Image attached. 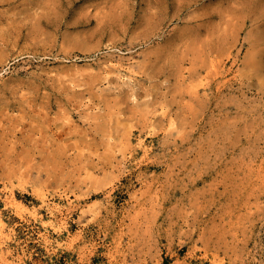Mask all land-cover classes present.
Instances as JSON below:
<instances>
[{"label": "rangeland", "instance_id": "1", "mask_svg": "<svg viewBox=\"0 0 264 264\" xmlns=\"http://www.w3.org/2000/svg\"><path fill=\"white\" fill-rule=\"evenodd\" d=\"M0 218V264H264V0H0Z\"/></svg>", "mask_w": 264, "mask_h": 264}, {"label": "bare ground", "instance_id": "2", "mask_svg": "<svg viewBox=\"0 0 264 264\" xmlns=\"http://www.w3.org/2000/svg\"><path fill=\"white\" fill-rule=\"evenodd\" d=\"M13 199V198H12ZM41 203L42 204H47V200L45 198V195H41ZM5 230H4V222L3 220L0 218V258L7 260V257L5 256L4 252L1 251V240L3 237H5ZM7 254V253H6ZM1 261V260H0Z\"/></svg>", "mask_w": 264, "mask_h": 264}]
</instances>
